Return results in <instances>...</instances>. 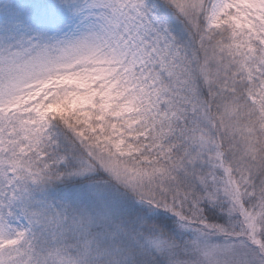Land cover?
Segmentation results:
<instances>
[{
  "label": "snow or ice",
  "instance_id": "6c2138e0",
  "mask_svg": "<svg viewBox=\"0 0 264 264\" xmlns=\"http://www.w3.org/2000/svg\"><path fill=\"white\" fill-rule=\"evenodd\" d=\"M0 264H264V0H0Z\"/></svg>",
  "mask_w": 264,
  "mask_h": 264
}]
</instances>
